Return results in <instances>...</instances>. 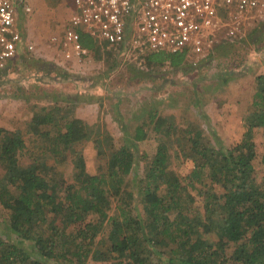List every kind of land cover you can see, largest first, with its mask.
<instances>
[{
  "label": "trees",
  "instance_id": "16d2710c",
  "mask_svg": "<svg viewBox=\"0 0 264 264\" xmlns=\"http://www.w3.org/2000/svg\"><path fill=\"white\" fill-rule=\"evenodd\" d=\"M129 20L128 42L138 36L135 20ZM242 27L233 38L219 34L218 41H211L202 53L148 52L146 64L161 65L167 60L170 66L180 67L188 60L193 63L192 57L216 54L223 44H234L244 33ZM250 28L248 34L258 29ZM80 42L91 51L98 50L85 32ZM66 76L61 71L59 79L66 81ZM256 81L248 110L254 111L245 119L246 130L234 146L216 147L211 140H202V131L190 125L179 129L170 115L150 105L134 131L120 118L125 141L115 147L105 129L95 147L99 171L94 173L87 170L82 146L91 139L90 127L73 110L80 95L76 100L67 93L59 104L34 110L29 131L46 141L42 151L55 163L72 166L71 182L53 164L39 159L23 164L22 133L0 127V203L10 209L9 232L20 242L0 239V264H84L88 259L99 264H264V184H256L253 164L258 157L264 164V148L258 155L251 139L253 128H264V73ZM148 136L159 143L137 179L136 200L134 190L124 182L137 166L138 141ZM182 145H188L194 155H187L194 162L187 184L181 183V175L172 166L173 147ZM203 168L209 170L210 187L214 183L225 190L222 196L214 198L206 184L196 185ZM191 187L202 197L201 209L194 215L189 211L195 199ZM141 214L152 217L153 224ZM29 243L33 255L21 246ZM227 247H232L230 253Z\"/></svg>",
  "mask_w": 264,
  "mask_h": 264
},
{
  "label": "rangeland",
  "instance_id": "374dc122",
  "mask_svg": "<svg viewBox=\"0 0 264 264\" xmlns=\"http://www.w3.org/2000/svg\"><path fill=\"white\" fill-rule=\"evenodd\" d=\"M28 2L35 4L38 12L34 14L33 6L32 17L25 25L28 33L25 34L29 35L31 43L43 49V55L48 54L52 48L57 52L51 51L49 56L37 57L34 53L23 51L22 57L15 58L0 75V127L22 133L26 144L25 151L20 155L23 164L34 159H39L48 166L53 164L57 171H65L68 182H71L74 176L72 166L67 168L63 163H55L47 152L42 151L46 141L29 131L34 110L59 104L67 93L75 96L76 100L79 95L82 98L77 100L73 110L90 127L91 139L82 146L86 167L91 173L98 170L99 159L95 147L105 129L113 136L112 144L115 147L125 141L119 128L120 118H124L125 124L129 126L128 130L134 131L143 123V116L150 105L160 109L164 115H170L179 129L188 125L193 129H200V138L204 141L211 140L216 147L229 148L242 139L246 130L244 121L254 111L248 110L256 91V77L264 73V21H256L254 25L251 21H245L242 27L244 33L242 37L238 36L239 40L234 44H223L216 49V54L206 52L203 58L192 57L190 59L196 60L195 62L190 63L188 60L187 64L180 67L170 66L167 60L161 65L146 64V55H138L141 53L139 48L111 50L102 46L83 59L74 57L66 60L62 47L51 42V38L62 27H67L63 18L66 10L69 12L70 0ZM251 25L258 29L248 34ZM58 36L61 37V32ZM187 54L190 57L192 55ZM46 61L51 63L49 68ZM53 65L59 68L55 70ZM61 71L67 72L66 81L59 79ZM51 131L54 132L53 128ZM251 139L259 155L264 148V128H253ZM158 143V139L151 136L137 143V166L124 182L127 189L134 190L136 200L140 193L137 179L143 175L145 160H151L156 153ZM182 146L183 148L173 147L175 152L172 166L181 175V183L187 184V175L194 167V162L187 155H194L188 145ZM253 164L256 169V184H264V164L259 157ZM50 171L52 172L51 169ZM2 174L0 169V176ZM210 178L208 168H203L201 181L195 183L199 187L206 184L205 189L214 198L222 196L225 190L214 183L210 187ZM190 189L195 199L189 211L194 215L201 209L202 197L198 189ZM137 204L141 209V204ZM10 213V209L0 203V239L14 243L18 241L9 232ZM141 218L153 224L152 217L147 218L141 214ZM21 246L28 254L33 252L31 243ZM231 251L232 247H227L226 253ZM84 264L99 263H92L88 259Z\"/></svg>",
  "mask_w": 264,
  "mask_h": 264
},
{
  "label": "built area",
  "instance_id": "2783aa9c",
  "mask_svg": "<svg viewBox=\"0 0 264 264\" xmlns=\"http://www.w3.org/2000/svg\"><path fill=\"white\" fill-rule=\"evenodd\" d=\"M20 0H0V70L13 60L26 36L17 26ZM62 37L52 41L62 46L63 57L83 59L92 51L80 42L88 31L98 46L132 50L141 54L166 50L202 53L218 35L234 37L245 21L264 20V0H73ZM26 13L31 6L23 4ZM135 20L137 37L128 42L129 19ZM27 49L33 44L27 42Z\"/></svg>",
  "mask_w": 264,
  "mask_h": 264
},
{
  "label": "crops",
  "instance_id": "0c3cea01",
  "mask_svg": "<svg viewBox=\"0 0 264 264\" xmlns=\"http://www.w3.org/2000/svg\"><path fill=\"white\" fill-rule=\"evenodd\" d=\"M41 1L42 0H40V3H41ZM70 5H69V12L66 10V15H68V16H66V15H64L63 17V21L64 22H66V24L65 25H67V23H68V20H69V18H70V16H71V14H73V11H72V9H73V0H70ZM29 4L30 6H31V8L35 5V4H31L30 2H28V0H20V2H18V4H17V12H18V14H17V26H18V28L19 29H21V31L23 32V33H28V31H27V27H25V25L26 24H28V20H30L31 19V15H32V10H31V13H26L25 12V10H24V7H23V4ZM37 4V3H36ZM19 5H20V9H19ZM33 10H35L34 11V14H36L37 12H38V7L37 6H34V9ZM68 18V19H67ZM67 19V20H66ZM66 27V26H65ZM65 27L63 28L62 27V30L60 29V32H61V37H62V34H63V31H64V29H65ZM60 32H57L56 34L57 35H54V36H58L59 34H60ZM83 32H85V33H87L92 39H93V41H94V43H95V46H97L98 47V49L100 48L99 46H98V42H97V39H95L88 31H82L81 33H83ZM80 33V34H81ZM26 36H28V35H26ZM53 35H52V37H54ZM27 42H29V43H31V41H30V37H25V39H24V42L22 43V45H26L27 44ZM51 42H53L52 41V38H51ZM31 44H33V43H31ZM34 45V44H33ZM57 45L61 48L62 46L61 45H59L58 43H57ZM34 48H33V50H27L26 48H24V46H19V51L17 52V55L15 56V58H18V57H22V55H21V52H23V51H28V52H31V53H34L33 55H35V56H46V55H48L49 56V54L51 53V51L53 52V53H55V52H57V51H55V49L54 48H52V49H50V51H49V53L48 54H44L43 55V53H42V51L41 50H43V49H41L40 48V46H37L36 47V45H34L33 46ZM107 48V47H106ZM121 47H118L117 49H114V48H109V49H111V50H118V49H120ZM40 49V50H39ZM47 52H48V50H47ZM146 53V52H145ZM145 53H143V54H138V55H144ZM15 58L13 59V60H9L8 61V63H6V67H8L9 66V64L10 63H12L14 60H15ZM48 60V59H47ZM46 62H48V61H46ZM54 64V63H53ZM49 65H51V63H47V65L46 66H48V68H49ZM53 66H55V65H53ZM57 67V66H56ZM55 68V67H54ZM59 68V67H58ZM4 70V69H3ZM63 70V69H62ZM0 71H2V70H0ZM52 71H53V69H52Z\"/></svg>",
  "mask_w": 264,
  "mask_h": 264
},
{
  "label": "clouds",
  "instance_id": "9594fccd",
  "mask_svg": "<svg viewBox=\"0 0 264 264\" xmlns=\"http://www.w3.org/2000/svg\"><path fill=\"white\" fill-rule=\"evenodd\" d=\"M96 47H97V46H96ZM146 53H148V52H146ZM146 53H145V54H146ZM145 54H144V55H145ZM144 55H142V56H144ZM4 69H5V68H4ZM1 70H3V69H1Z\"/></svg>",
  "mask_w": 264,
  "mask_h": 264
}]
</instances>
